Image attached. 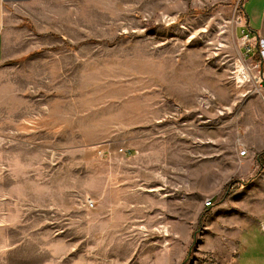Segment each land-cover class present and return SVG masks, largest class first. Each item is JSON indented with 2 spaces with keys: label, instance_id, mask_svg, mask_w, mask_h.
<instances>
[{
  "label": "rangeland",
  "instance_id": "1",
  "mask_svg": "<svg viewBox=\"0 0 264 264\" xmlns=\"http://www.w3.org/2000/svg\"><path fill=\"white\" fill-rule=\"evenodd\" d=\"M260 5L6 0L0 264H237L203 202L248 180L206 157L248 150L243 102L260 94L240 33Z\"/></svg>",
  "mask_w": 264,
  "mask_h": 264
},
{
  "label": "crops",
  "instance_id": "2",
  "mask_svg": "<svg viewBox=\"0 0 264 264\" xmlns=\"http://www.w3.org/2000/svg\"><path fill=\"white\" fill-rule=\"evenodd\" d=\"M260 1V8L254 9L253 13L249 12L250 17L244 11L243 14L246 28L255 36L264 39V0ZM5 2L0 0V65L7 58L3 40ZM243 103V112L248 115L246 118L248 121H245L241 141L247 145L248 155L240 156L235 147L231 154L228 150L219 148L214 154L210 151L206 160L210 167L221 169V174L225 175V182L229 181V174L223 169L228 167L229 162L234 165L237 180L240 183L248 181L237 188L227 201L219 203L213 201L212 208L204 207L203 202V208L208 214L220 213V216L227 217V226H222L226 230L227 240L225 241L224 236L220 235V238L216 236L210 241L219 243V247L223 249L222 254L237 260V264H264L261 259L248 258L252 253L251 245L264 244V162L260 159L264 153V99L262 95L248 96ZM222 128L219 130L222 131ZM221 138L218 136L215 142H222ZM209 142L207 144H212L213 138ZM189 187L191 189L190 185ZM216 190L210 189L209 199L218 196ZM236 249L237 253H235ZM258 255L261 256V253Z\"/></svg>",
  "mask_w": 264,
  "mask_h": 264
},
{
  "label": "built area",
  "instance_id": "3",
  "mask_svg": "<svg viewBox=\"0 0 264 264\" xmlns=\"http://www.w3.org/2000/svg\"><path fill=\"white\" fill-rule=\"evenodd\" d=\"M240 34V43L243 50L244 59L250 61L249 65L251 70L248 67L247 74L251 76L249 77L248 81L251 80L250 78L255 80V82L258 84L256 86V91H258V93L262 95L264 99V39L255 36L248 28H246L245 25L242 27ZM253 70L255 72H253ZM243 74L245 75L246 72L244 71ZM119 152L124 155L131 154V150L126 148H120ZM247 153L248 150L245 149L240 152V155L245 156ZM86 204L89 208L95 207V201L90 198L87 199ZM213 206L214 203L212 199H207L204 202V207L206 208H212Z\"/></svg>",
  "mask_w": 264,
  "mask_h": 264
},
{
  "label": "water",
  "instance_id": "4",
  "mask_svg": "<svg viewBox=\"0 0 264 264\" xmlns=\"http://www.w3.org/2000/svg\"><path fill=\"white\" fill-rule=\"evenodd\" d=\"M6 1V0H5ZM9 1H13V2H20L22 0H9Z\"/></svg>",
  "mask_w": 264,
  "mask_h": 264
},
{
  "label": "bare ground",
  "instance_id": "5",
  "mask_svg": "<svg viewBox=\"0 0 264 264\" xmlns=\"http://www.w3.org/2000/svg\"><path fill=\"white\" fill-rule=\"evenodd\" d=\"M243 72H244V68L242 67V68H241V73H243Z\"/></svg>",
  "mask_w": 264,
  "mask_h": 264
}]
</instances>
